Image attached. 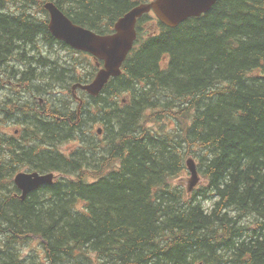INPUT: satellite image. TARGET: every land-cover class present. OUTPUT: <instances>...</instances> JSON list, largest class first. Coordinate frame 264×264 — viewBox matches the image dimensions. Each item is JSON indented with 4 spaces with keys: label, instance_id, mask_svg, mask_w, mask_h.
<instances>
[{
    "label": "trees",
    "instance_id": "obj_1",
    "mask_svg": "<svg viewBox=\"0 0 264 264\" xmlns=\"http://www.w3.org/2000/svg\"><path fill=\"white\" fill-rule=\"evenodd\" d=\"M53 1L108 34L151 0ZM38 4L28 0L25 18L0 4V66L17 48L39 51V38L54 56L17 66L23 77L72 78L70 97L52 94L56 114H23L31 159L22 164L59 175L21 197L0 169V264H264V0H218L175 27L145 14L122 74L100 95H80L77 111L71 86L97 66L83 73L89 57L54 37ZM97 123L99 140L89 136ZM188 156L202 182L191 193L175 183Z\"/></svg>",
    "mask_w": 264,
    "mask_h": 264
},
{
    "label": "water",
    "instance_id": "obj_2",
    "mask_svg": "<svg viewBox=\"0 0 264 264\" xmlns=\"http://www.w3.org/2000/svg\"><path fill=\"white\" fill-rule=\"evenodd\" d=\"M218 0H153L138 4L115 24L114 33L102 35L75 24L60 8L54 4L47 5L51 20L49 28L53 35L72 47L90 52L96 58L104 60V67L99 70L96 78L89 84H79L93 95H98L111 77L119 76L122 65L134 47L138 36V19L145 13L154 11L161 21L169 26H177L188 16L207 12ZM192 173L190 190L199 182L197 165L193 159L187 161ZM53 175L39 173L21 174L16 183L23 189L24 195L45 182H51Z\"/></svg>",
    "mask_w": 264,
    "mask_h": 264
},
{
    "label": "flooded vegetation",
    "instance_id": "obj_3",
    "mask_svg": "<svg viewBox=\"0 0 264 264\" xmlns=\"http://www.w3.org/2000/svg\"><path fill=\"white\" fill-rule=\"evenodd\" d=\"M23 1V2H22ZM20 1L21 5H25L24 0ZM27 12V6H25V11L22 14V18L27 17L28 15L25 14ZM24 15V16H23ZM39 43V51H32V48L25 47V50L22 51V48L16 49L15 61H13V58H6L5 62L2 63L0 66V69L9 68V71L12 72L14 68H16L17 73H8L5 75H0V88L9 86L10 88L18 89L15 92V98L10 99L8 97L4 98L3 100L0 99V112H4L7 115V118H12L14 113L20 114L24 112L26 109V103L24 93L21 92V89L25 88L26 85L25 82L29 81L23 77V73L17 69V66L26 69L28 66H35V62L40 64L43 60L40 58L45 59L44 55V41L38 38ZM44 45V46H43ZM22 52V53H20ZM22 56V57H21ZM27 59L26 63H21L20 59L25 58ZM14 63V64H13ZM58 79H60L59 85L63 87L67 93H69V84L72 82V78L68 74H55ZM37 77L33 75V80H35ZM65 78V79H64ZM20 81H19V80ZM21 96V97H20ZM18 98V99H17ZM44 100V99H43ZM34 106H36V103H33ZM2 108V109H1ZM44 106L41 108V111L44 112L45 109H43ZM14 109V110H13ZM10 143L14 146L13 148V157L7 158L8 161H10L9 164H4L0 162V169L2 173L5 174V176H8L9 173L16 172L20 169V167L23 165V162H28V158L30 155L29 148H24L23 145V139H9L5 136H0V155L2 153H8L10 150L5 149L3 147V143ZM16 143V144H14Z\"/></svg>",
    "mask_w": 264,
    "mask_h": 264
},
{
    "label": "rangeland",
    "instance_id": "obj_4",
    "mask_svg": "<svg viewBox=\"0 0 264 264\" xmlns=\"http://www.w3.org/2000/svg\"><path fill=\"white\" fill-rule=\"evenodd\" d=\"M66 55H69V51H67ZM91 62H89V64H85L86 65V70H83V73H86L88 70H91ZM164 121H171L170 118L165 117ZM150 126H157V123H152ZM100 127V124L96 125L94 128V132L97 130V128ZM69 145H72V143H68ZM66 148H69V146H66ZM194 159L197 163V165H200V161H198V159L196 158V156H188L187 159ZM188 170L183 171L178 177L175 178V183H177L180 187H182L183 189H185L186 191L188 190V186L190 184V180H191V174L189 172H187ZM178 178V179H177ZM202 183V182H201ZM201 183L198 185V187L195 189L197 190ZM187 187V188H186Z\"/></svg>",
    "mask_w": 264,
    "mask_h": 264
},
{
    "label": "bare ground",
    "instance_id": "obj_5",
    "mask_svg": "<svg viewBox=\"0 0 264 264\" xmlns=\"http://www.w3.org/2000/svg\"><path fill=\"white\" fill-rule=\"evenodd\" d=\"M147 2V1H146ZM24 16V15H23ZM16 17V16H15ZM191 17H193V16H188V17H186L185 18V20H187L188 18H191ZM184 20V21H185ZM98 23V22H97ZM98 27V26H97ZM40 37V36H39ZM44 46V45H43ZM22 57V56H21ZM56 62V61H55ZM14 64V63H13ZM66 66V65H65ZM54 67V66H53ZM30 69V68H29ZM33 69V68H32ZM249 70V69H248ZM32 71V70H31ZM250 71V70H249ZM253 75V74H252ZM27 76V75H26ZM47 76V75H46ZM25 77V76H24ZM43 78V77H42ZM65 79V78H64ZM19 80V79H18ZM20 81V80H19ZM30 82V81H29ZM227 88V87H226ZM22 92V91H21ZM120 96V95H119ZM21 97V96H20ZM188 97H190V96H188ZM187 97V98H188ZM58 98V97H57ZM18 99V98H17ZM26 99V98H25ZM66 99V98H65ZM84 99V98H83ZM120 99V98H119ZM194 99V98H193ZM197 99V98H196ZM172 100V99H171ZM193 101V100H192ZM66 102H67V100H66ZM65 101H64V103H66ZM70 101H68V103H69ZM86 102V101H85ZM132 102V101H131ZM171 102H173V101H171ZM69 105V104H68ZM64 106H65V104H64ZM119 107V106H118ZM109 108V107H108ZM2 109V108H1ZM62 109V108H61ZM67 109V108H66ZM68 109H69V107H68ZM14 110V109H13ZM58 110V109H57ZM112 110V109H111ZM69 111V110H68ZM57 112V111H56ZM67 112V111H66ZM56 114V113H55ZM96 114V113H95ZM38 115V114H37ZM54 115V114H53ZM67 115V114H66ZM75 115V114H74ZM68 117V116H67ZM196 117V116H195ZM44 118V117H43ZM63 118V117H62ZM72 118V117H71ZM52 119V118H51ZM56 119V121H57V118H55ZM54 119V120H55ZM59 119V118H58ZM61 121V120H60ZM166 122V121H165ZM74 123V122H73ZM141 123V122H140ZM30 124V123H29ZM27 125V124H26ZM34 125V124H33ZM67 125V124H66ZM32 126V125H31ZM36 126V125H35ZM75 126V125H74ZM83 126V125H82ZM44 127V126H43ZM72 127V126H71ZM71 127H69V128H67V129H69L70 130V128ZM164 127V126H163ZM28 128V127H27ZM82 128V127H81ZM86 128H88V127H86ZM85 128V129H86ZM93 128V127H92ZM36 129V128H35ZM146 129V128H145ZM75 130V129H74ZM84 130V129H83ZM187 130V129H186ZM69 132V131H68ZM82 132V131H81ZM174 132V131H173ZM186 132V131H185ZM153 133V132H152ZM178 133H180V132H178ZM197 133V132H196ZM71 134V133H70ZM79 135V134H78ZM76 136V135H75ZM168 136V135H167ZM199 137V136H198ZM190 138V137H189ZM193 138V137H192ZM159 139V138H158ZM168 143V142H167ZM195 143V142H194ZM206 143V142H205ZM192 146V145H191ZM194 146V145H193ZM33 150V149H32ZM208 150V149H207ZM33 152H35V151H33ZM182 152V151H181ZM187 153V152H186ZM64 156V155H63ZM94 157V156H93ZM86 158V157H85ZM29 159H31V158H29ZM214 159V158H213ZM40 160V159H39ZM178 162H180V161H178ZM205 162V161H204ZM208 163V162H207ZM178 164V163H177ZM180 164V163H179ZM185 164V163H184ZM203 164H205V163H203ZM178 167V166H177ZM37 169V168H36ZM208 170V169H207ZM188 172V171H187ZM170 176H172V175H170ZM178 179V178H177ZM225 182V181H224ZM169 184H171V183H169ZM206 185V184H205ZM176 187V186H175ZM187 188V187H186ZM182 190V189H181ZM176 194V193H175ZM184 199V198H183ZM209 201V200H208ZM217 201V200H216ZM221 203V202H220ZM191 206V205H190ZM233 206V205H232ZM216 212V211H215ZM224 215V214H223ZM230 215V214H229ZM246 215V214H245ZM256 215V214H255ZM247 219V218H246ZM207 237V236H206ZM19 243V242H18ZM22 244V243H21ZM25 256V255H24ZM96 256V255H95ZM106 262V261H105Z\"/></svg>",
    "mask_w": 264,
    "mask_h": 264
}]
</instances>
